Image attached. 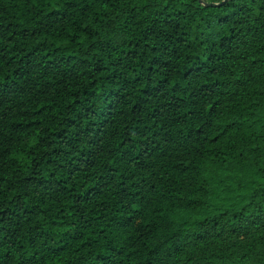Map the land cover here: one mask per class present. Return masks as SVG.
<instances>
[{"label": "trees", "instance_id": "obj_1", "mask_svg": "<svg viewBox=\"0 0 264 264\" xmlns=\"http://www.w3.org/2000/svg\"><path fill=\"white\" fill-rule=\"evenodd\" d=\"M0 264H264V0H0Z\"/></svg>", "mask_w": 264, "mask_h": 264}, {"label": "water", "instance_id": "obj_2", "mask_svg": "<svg viewBox=\"0 0 264 264\" xmlns=\"http://www.w3.org/2000/svg\"><path fill=\"white\" fill-rule=\"evenodd\" d=\"M209 5H212V6H214V5H216V4L212 3V4H209Z\"/></svg>", "mask_w": 264, "mask_h": 264}]
</instances>
